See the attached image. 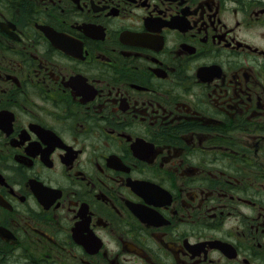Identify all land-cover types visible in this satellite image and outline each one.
I'll use <instances>...</instances> for the list:
<instances>
[{"label":"flooded vegetation","instance_id":"1","mask_svg":"<svg viewBox=\"0 0 264 264\" xmlns=\"http://www.w3.org/2000/svg\"><path fill=\"white\" fill-rule=\"evenodd\" d=\"M0 264H264V0H0Z\"/></svg>","mask_w":264,"mask_h":264}]
</instances>
